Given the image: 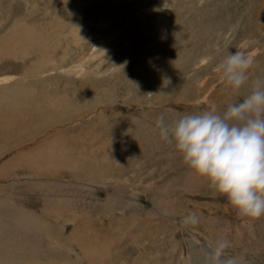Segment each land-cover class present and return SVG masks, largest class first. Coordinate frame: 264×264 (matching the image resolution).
I'll use <instances>...</instances> for the list:
<instances>
[{"label": "rangeland", "instance_id": "1", "mask_svg": "<svg viewBox=\"0 0 264 264\" xmlns=\"http://www.w3.org/2000/svg\"><path fill=\"white\" fill-rule=\"evenodd\" d=\"M108 1L0 0V39L14 27L47 33L59 44L51 63L61 65L28 77L30 63L44 61L41 51L28 50L25 61L0 60V77H11L0 100L36 87L31 96L69 115L19 129L22 147L10 132L1 139L0 148H13L0 151V228L15 231L22 249L12 252L4 237L0 264H205L222 238L239 264H264V215H238L155 126L161 114L171 124L214 107L222 113L264 77V0ZM72 27L85 34L79 45L64 38ZM239 48L255 62L236 94L214 69ZM64 153L71 163L52 170ZM191 213L195 224L184 222Z\"/></svg>", "mask_w": 264, "mask_h": 264}, {"label": "clouds", "instance_id": "2", "mask_svg": "<svg viewBox=\"0 0 264 264\" xmlns=\"http://www.w3.org/2000/svg\"><path fill=\"white\" fill-rule=\"evenodd\" d=\"M254 62L250 52L239 48L214 70L225 87L238 94L249 81ZM155 126L160 138L174 144L184 163L225 196L238 215L252 219L264 215V77L253 79L250 93L222 113L214 107L185 114L171 124L161 114ZM189 221L198 222L195 213L184 222ZM228 247V240H218L205 264H239L226 255Z\"/></svg>", "mask_w": 264, "mask_h": 264}, {"label": "bare ground", "instance_id": "3", "mask_svg": "<svg viewBox=\"0 0 264 264\" xmlns=\"http://www.w3.org/2000/svg\"><path fill=\"white\" fill-rule=\"evenodd\" d=\"M33 1V0H32ZM35 1H37V0H35ZM82 1V0H81ZM88 0H85V2H87ZM107 1V0H106ZM109 1H111V0H109ZM108 1V2H109ZM75 3H76V1H74ZM90 2V1H89ZM93 2V1H92ZM80 3V2H79ZM95 3V2H94ZM111 3H112V1H111ZM137 3V2H136ZM73 4V3H72ZM71 4V5H72ZM84 4V3H83ZM108 4V3H107ZM109 5H110V3H109ZM55 6V5H54ZM73 7H74V5H73ZM88 7V6H87ZM156 6H154V7H152V9L153 8H155ZM157 9V8H156ZM33 10V9H32ZM94 10V9H93ZM96 10H98V9H96ZM19 11H21V10H19ZM91 11H92V9H91ZM90 11V12H91ZM107 11V10H106ZM106 11H105V13H106ZM32 11H30V13H31ZM34 12V11H33ZM32 12V13H33ZM87 12V11H86ZM89 12V13H90ZM95 12H97V11H95ZM52 13V12H51ZM28 14H29V12H28ZM88 14V13H87ZM91 14V13H90ZM26 15V14H25ZM54 15V14H53ZM95 15V14H94ZM104 15V14H103ZM90 16V15H89ZM54 17H56V16H54ZM102 17V16H101ZM93 18H95V16L93 17ZM103 18V17H102ZM101 18V19H102ZM37 19V18H36ZM89 19V18H88ZM92 19V18H91ZM100 19V20H101ZM90 20V19H89ZM98 20V19H97ZM96 20V21H97ZM109 20V19H108ZM85 21V20H84ZM92 21V20H91ZM95 21V22H96ZM105 21V20H104ZM87 22V21H86ZM93 22H94V20H93ZM101 22H102V20H101ZM108 22V21H107ZM54 23H57V19H56V22L54 21ZM66 24H67V22H65ZM88 23V22H87ZM109 23V22H108ZM130 23V22H129ZM86 24V23H85ZM104 24V23H103ZM55 25H58V23L57 24H55ZM73 25V24H72ZM81 25V24H80ZM83 25V24H82ZM45 26V25H44ZM48 26V25H47ZM89 26V25H88ZM87 26V27H88ZM93 26V25H92ZM106 26H108L107 24H106ZM105 26V28H107ZM110 26V25H109ZM99 27V26H98ZM19 28V27H18ZM22 28H24V27H22ZM57 28H58V26H57ZM77 28V27H76ZM85 28V27H84ZM103 28V27H102ZM102 28H100V29H102ZM104 28V29H105ZM111 28V27H110ZM20 29V28H19ZM99 29V28H98ZM103 29V30H104ZM26 30V29H25ZM49 30V29H48ZM62 31H63V29H61ZM93 30V29H92ZM102 30V31H103ZM107 30V29H106ZM109 30V29H108ZM15 32L12 36L8 33V38H6V36H4V37H2L1 39H0V60L2 61V59L3 60H5V58H10V57H13L15 60H19V59H22V60H26V58H32V55L30 54V53H27V51L28 50H37V51H41V53H44L45 54V59H44V61H43V59L42 58H39V59H37V60H35V61H33L32 63H30V64H33V63H36L35 65H34V67H33V71L31 70L30 72H29V74L30 75H28V77H30V76H33L32 75V73L33 74H35V76H37V74L38 75H40L41 73H42V71H43V66H49V68L50 69H52V70H54L55 68H57V69H59L58 67H60L61 65H57V64H52L51 63V61H52V59L53 58H51V56L52 55H50V53L49 52H51V50H53L54 48H55V51H57V48L59 47V44L57 43L58 41H57V39H52L53 41H49V40H51V38L49 37L48 38V36H50L49 34H48V36H46V34H42V33H36V32H33L34 31V28L33 29H31V28H28L27 29V31H24V33H22V34H20V33H18V29H17V27H14L13 29H12V32ZM46 31V30H45ZM60 31V30H59ZM105 31V30H104ZM111 31V30H110ZM49 32V31H48ZM50 32H51V30H50ZM75 32H77V33H75ZM81 33V35L82 36H80V34L78 35V33ZM86 32H87V30H86ZM96 32H99V31H96ZM114 32H115V30H114ZM57 33H61V32H58V30H57ZM66 33V35L67 36H64V38H66V37H70L69 38V40H70V42L72 41V42H74V44H73V46L74 45H76L78 42H80L82 39H84L85 38V34H84V32L82 31V30H80V29H73V27L72 28H70V30H68L67 32H65ZM90 33H91V31H90ZM92 33H93V31H92ZM92 33H91V35H90V37H95V38H97V36H92ZM108 33V32H107ZM106 33V34H107ZM113 33V32H112ZM52 34V33H51ZM63 34V33H62ZM88 34V33H87ZM93 34H95V32L93 33ZM99 34V33H98ZM98 34H95V35H98ZM116 34V33H115ZM4 35H5V33H4ZM56 35V34H55ZM59 36H61V34H58ZM100 35H102V34H100ZM105 35V34H104ZM108 35H110V34H108ZM186 36V35H185ZM55 37H57V36H55ZM58 38V37H57ZM61 38V37H60ZM111 38H113L112 36H108L107 38H105L104 39V41H106V43H109L110 42V39ZM99 39V38H98ZM62 40H63V38H62ZM61 40V41H62ZM85 40V39H84ZM184 41H185V43H184V45H182V43L183 42H180V43H178L180 46H185L186 44H188L189 42L188 41H186L185 40V38L183 39ZM67 41V40H66ZM83 42V41H82ZM92 42H95L94 41V39H93V41ZM51 43H53V45H54V47H49L50 46V44ZM69 43V42H68ZM66 44H67V42H66ZM52 45V44H51ZM77 45H79V44H77ZM190 45V44H189ZM97 46H98V44L96 45L95 44V47H94V50H93V52L97 49ZM111 46H112V44H111ZM80 47V46H79ZM99 47V46H98ZM101 47V46H100ZM106 47V46H105ZM176 47V46H175ZM64 48V47H63ZM66 48H68L69 49V47H68V45H67V47ZM75 48V47H74ZM86 49V48H85ZM99 49V48H98ZM102 49V48H101ZM60 50H62V49H60ZM82 50V49H81ZM88 49H86V51H87ZM64 51H66L65 49H64ZM63 51V53H65L66 54V52H64ZM85 51V50H84ZM102 51V50H101ZM106 51V50H105ZM104 51V52H105ZM62 52V51H61ZM82 52V51H81ZM92 52V53H93ZM98 52V51H97ZM177 52V51H176ZM95 54V53H94ZM93 54V55H94ZM38 55H39V53H38ZM64 55V54H63ZM92 55V56H93ZM65 56V55H64ZM83 56V55H82ZM81 56V57H82ZM86 56V55H85ZM91 56V55H90ZM54 57V56H53ZM77 57V56H76ZM84 57V56H83ZM97 57H99V56H97ZM58 58V57H57ZM56 58V59H57ZM55 60V59H54ZM53 60V61H54ZM91 60V59H90ZM93 60V59H92ZM52 61V62H53ZM56 61H58V59L56 60ZM55 61V62H56ZM61 61V60H60ZM85 61V60H84ZM94 61H95V59H94ZM75 62V61H74ZM81 63V62H80ZM85 63V62H84ZM54 65V67H51V66H53ZM86 65V64H85ZM84 65V66H85ZM101 65V64H100ZM74 66L75 67H78V66H76L75 64H74ZM83 66V63H81V64H79V67H82ZM30 67H31V65H30ZM86 67V66H85ZM74 68V67H73ZM98 68H100V67H98ZM70 69V71H72L71 70V68H69ZM69 69H67L68 71H69ZM75 69V68H74ZM87 69V68H86ZM55 71V70H54ZM67 71V73H69ZM84 72V71H83ZM82 72V73H83ZM86 73H87V71H86ZM84 74V73H83ZM99 75H100V73H98ZM142 74V73H141ZM80 76H81V74H80ZM136 76V75H135ZM9 78H11V77H8V76H5V77H0V83L1 82H3L2 83V85L0 86L1 88H0V91H2L3 90V88H7V85H5L4 86V82L6 83V80L7 79H9ZM14 79V78H13ZM95 79V78H94ZM97 80V79H96ZM55 83V82H54ZM28 84L29 83H25V85H27L28 86ZM22 85V84H21ZM24 87V86H23ZM4 89V90H5ZM26 89V88H25ZM99 89V88H98ZM7 90V89H6ZM22 89H20L19 90V92H18V94H17V91L16 92H12L11 94H13V96H3V99H1L0 100V142H1V144H2V138L5 136V135H7L9 132L10 133H12V134H14V137H13V135H12V137L14 138V139H18V141L16 142V146L15 147H22V146H24L25 144V142L23 141V139L22 138H20L19 136H18V134H19V132H17L19 129L20 130H23V131H28L29 130V128H31V125H30V123H60V121L61 120H63V119H67V118H69L68 116H67V112H65V111H63L61 108H59L54 102H51V101H45L46 100V98L45 97H38L36 94H35V96H31V92H32V90L33 89H31L30 91H27V92H25V90H22ZM40 90V88H34V92H38ZM43 90H45V89H43ZM52 91H54L53 89H52ZM98 92V91H97ZM33 93V92H32ZM53 93V92H52ZM9 94V93H8ZM7 94V95H8ZM16 94V95H15ZM72 94V93H71ZM4 95V94H3ZM73 95V94H72ZM80 97V96H79ZM75 102H77V99H76V101ZM68 103V102H67ZM62 105V104H61ZM70 105H72V104H70ZM63 106V105H62ZM66 106V105H65ZM74 106V105H73ZM95 106H97V105H95ZM68 106H66V108H67ZM101 108V107H100ZM68 109H70V108H68ZM96 109V108H95ZM70 111V110H69ZM48 112V113H47ZM49 113H50V115H49ZM57 113V117H54L53 119H51V120H46V118L47 117H49L48 119H50V117L52 118V115L53 114H56ZM40 116V119H38L37 118V116ZM81 115V114H80ZM46 117V118H45ZM36 119V120H35ZM67 121V120H66ZM65 121V122H66ZM3 123H9L8 125H4ZM25 123H29L28 125H26ZM63 123V122H62ZM45 126V125H44ZM48 126H49V124H48ZM35 127V126H34ZM14 129H16L15 131H14ZM39 128H38V126H37V130H38ZM23 131H21V132H23ZM20 132V133H21ZM36 132V131H35ZM7 133V134H6ZM28 133H30V132H28ZM10 135V134H9ZM20 135V134H19ZM34 136V135H33ZM6 143V142H5ZM0 144V145H1ZM27 145V144H26ZM13 147H8V148H5L4 149V146H2L1 148H0V151H4L5 153L6 152H8L9 150H11ZM55 148V147H54ZM67 153H64L63 154V156H62V158H60V159H58V161H56L55 163H54V165L56 166V167H54V168H52V170H54V169H57L58 167H60V166H65L66 164H70L71 163V161L69 162V159H63L64 158V156L66 155ZM1 155V154H0ZM25 157V156H24ZM19 158V157H18ZM22 158V157H21ZM43 161V160H42ZM73 164V163H72ZM29 165V164H28ZM47 167L48 165L46 164V165H43L42 167ZM72 167V166H71ZM31 171V170H30ZM40 171H41V169H40ZM65 171V170H64ZM100 174H102V173H100ZM96 175V174H95ZM23 177V176H22ZM1 208V207H0ZM2 211V210H1ZM29 222H30V220H29ZM37 223V222H36ZM40 225V224H39ZM1 226V225H0ZM6 228V227H5ZM44 229V228H43ZM22 230V229H21ZM25 230V229H24ZM22 233V232H21ZM34 234V233H33ZM16 236H17V233L15 232V231H10V232H8V228H6V229H2V228H0V243L1 244H4V237L7 239V238H10V239H12V241H11V245H10V250L12 251V252H14V253H16V251H14V249L15 248H17L18 250H21L22 248H21V246L18 244V242H15V238H16ZM74 243V242H73ZM7 246H8V244L9 243H5ZM3 246V245H2ZM1 246V247H2ZM5 246V245H4ZM0 247V248H1ZM2 249V248H1ZM1 251V250H0ZM7 255L8 256H11V254H10V252H8L7 253ZM6 255V256H7ZM24 255H26L25 253H24ZM27 256V255H26ZM3 259H5L4 258V256H2V255H0V260H3ZM26 261H29V257L27 258V259H25V260H23L22 262H26Z\"/></svg>", "mask_w": 264, "mask_h": 264}]
</instances>
